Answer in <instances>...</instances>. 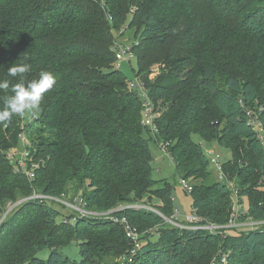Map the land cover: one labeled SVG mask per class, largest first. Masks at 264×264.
Wrapping results in <instances>:
<instances>
[{"label": "trees", "instance_id": "trees-1", "mask_svg": "<svg viewBox=\"0 0 264 264\" xmlns=\"http://www.w3.org/2000/svg\"><path fill=\"white\" fill-rule=\"evenodd\" d=\"M126 25L138 29L136 76L160 115L156 136L143 125L139 92L115 67L114 32ZM25 56L28 79L47 70L57 82L31 119L0 124V219L9 202L34 190L65 197L72 185L75 198L99 214L155 197L160 213L172 216L170 188L155 189L154 139L167 144L177 176L193 185L192 212L204 224H226L231 191L213 179L194 136L230 152L226 172L247 198L248 215L264 219V147L247 117L248 109H261L264 125V0H0V80L18 82L7 69ZM8 94L0 90V109ZM20 146L37 166L32 181L8 158ZM54 205L29 201L1 223L0 264H101L105 256L124 264H214L223 257L224 264H264L261 231L222 237L180 230L128 208L115 216L141 233L155 230L132 255L121 224L73 222ZM76 242L78 261L63 252ZM43 250L47 260L38 256Z\"/></svg>", "mask_w": 264, "mask_h": 264}, {"label": "built area", "instance_id": "built-area-1", "mask_svg": "<svg viewBox=\"0 0 264 264\" xmlns=\"http://www.w3.org/2000/svg\"><path fill=\"white\" fill-rule=\"evenodd\" d=\"M105 1L102 0V6H105ZM116 54V61L115 67L116 69L121 68V64L123 62H131L132 58L135 56L131 47L127 46H119L115 49ZM130 88L132 90H136L139 93V96L142 98L143 101V109H142V118H143V125L151 130L152 134L156 136L159 133L158 126L156 124V120L159 118V113L155 110L154 104L150 99L149 93L147 88L145 87L144 82L141 78H137L134 81L129 82ZM240 104L243 105V102L240 101ZM260 112L248 109L247 110V117H248V124L253 128L256 132L258 140L261 142L262 146L264 147V125L260 120ZM25 140V139H24ZM160 147L162 148L165 154L169 155V151L167 149V144L159 143ZM18 150H13L8 154V158L14 164L15 170L17 173L25 175L28 177L29 180L35 179V169L37 168L36 165L29 166L28 160L30 157V153L25 150L21 156L16 159ZM210 169L216 175V180L220 183L227 185L231 191V199H232V212L229 218V221L226 224L218 225L214 223H206L204 224L202 219L197 216L194 212L190 215L181 216L178 211H174L171 217L165 216L164 214L152 209L146 203H136L133 205H121L115 209H112L103 214H115L117 212L125 211L128 208H133L137 210H146L151 211L153 213L158 214L166 224L173 226L174 228L180 230H193V231H205L212 235L222 236L225 237L230 233L239 232L240 234L245 232H257L261 231L264 232V219H254L253 217L249 216L247 211L245 210L240 196V189L237 187L235 181H233L228 173L225 170V163L226 160L223 159V156L217 152H209L207 154ZM263 170H264V163H263ZM181 185L183 189L188 192H193V185L189 183L187 180H181ZM29 201H36L40 203H53L60 206H65L66 208L73 211V214L77 217H85L89 213L86 211L85 201L84 199L78 198L75 199L74 202H69L64 197H56L52 195H47L43 193H39L37 191H33V193L23 201L18 202L16 205L10 207L5 213L3 214L2 218L0 219L1 223L19 206ZM15 208V209H14ZM14 209V210H13ZM13 210V211H12ZM78 219V218H77ZM77 219H73V222H76ZM119 224H121L127 234V237L134 241V250L132 251V255L135 254L136 250L140 248L141 242L139 239L146 234H150L155 232V230L146 231L144 233L139 232V230L134 227L126 217L117 218L116 220ZM132 262V258L128 260ZM223 264L226 263V258H222L221 261ZM124 264V263H123Z\"/></svg>", "mask_w": 264, "mask_h": 264}, {"label": "rangeland", "instance_id": "rangeland-1", "mask_svg": "<svg viewBox=\"0 0 264 264\" xmlns=\"http://www.w3.org/2000/svg\"><path fill=\"white\" fill-rule=\"evenodd\" d=\"M115 48L119 46H127L133 48L134 44L138 42V29L129 28L128 25L121 28L119 31H115ZM139 70V62L138 58L134 56L132 58L131 62H123L121 64L120 71L122 72L123 76L128 80L129 82L134 81L136 79V74ZM154 70H156V74L152 75V79L156 77L158 72V67H154ZM26 119L29 120L32 118V113H26ZM146 136H148L146 134ZM154 138V137H153ZM194 141L197 143H201L203 150L206 154H209V152H217L220 153L223 156L224 160H228L231 158V154L228 150H225L224 148L220 147L216 142L211 143H204L199 136L193 137ZM25 143L27 144V140L25 139ZM149 148L151 152V167H152V176L153 179L157 181V185L155 186V189H162L169 187L171 190V197L173 199V209L174 211H178L181 216L190 215L192 213V205H193V198L191 197L190 193L186 192L182 185H181V179L177 176L175 164L171 158L170 155L165 154L160 147L158 143L155 142L154 139H151L149 141ZM24 147L20 146L18 148V153L16 159H18L21 154L24 152ZM213 173V172H212ZM213 179H216L215 173H213ZM264 187V184H262ZM76 186H71V191L67 193V195L64 197V200L66 199L69 202H74L75 195H77L76 192ZM21 198L16 202H9L6 206L7 211L10 207L13 208L14 205H16L18 202L23 201ZM241 202L247 211V198H241ZM146 204L149 205L152 209L161 212L156 206L158 204H161L158 199L155 197L149 199V201H146ZM54 207L62 213V215L66 216L69 219H80L82 217H77L75 214H73V211L66 208L65 206H59L54 205ZM15 209V208H14ZM13 209V210H14ZM12 210V211H13ZM16 210V209H15ZM14 210V211H15ZM13 211V212H14ZM89 213L85 218L90 219V221L94 222L95 224L99 223H113V224H119L116 220L118 217L114 216V214H103V213H96L94 210H87ZM12 212V213H13ZM72 215V216H71ZM167 216V215H165ZM171 217V216H169ZM65 218V217H64ZM73 221V220H72ZM109 228H112L111 225H109ZM140 232V231H139ZM232 235L240 234L239 232L236 233H230ZM229 234V235H230ZM148 234L145 233V237ZM226 237V236H225ZM131 240V239H130ZM147 239H143V236L139 239V242H145ZM132 241V240H131ZM133 242V248H134V241ZM133 251V249H132ZM131 251V252H132ZM63 252L65 256H68L72 260H80V247L79 244L76 243H69L66 248L63 249ZM39 258L47 260L50 256L49 250H43L38 254ZM103 258L100 262L101 264H123L124 259L122 257L115 258L113 256H105L100 257ZM99 258V260H100ZM128 264H133V262H129ZM214 264H223L222 262L214 263Z\"/></svg>", "mask_w": 264, "mask_h": 264}, {"label": "clouds", "instance_id": "clouds-1", "mask_svg": "<svg viewBox=\"0 0 264 264\" xmlns=\"http://www.w3.org/2000/svg\"><path fill=\"white\" fill-rule=\"evenodd\" d=\"M31 65L25 56L24 62L14 63L7 69V76L18 82L11 83L10 79L0 80V90L11 94L4 95L3 108L0 109V124L11 122L13 116L23 117L26 113H35L40 107L45 93L53 88L57 77L47 70H41L38 78L28 79Z\"/></svg>", "mask_w": 264, "mask_h": 264}]
</instances>
